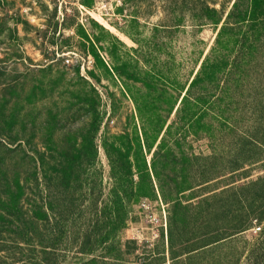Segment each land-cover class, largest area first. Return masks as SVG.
<instances>
[{
  "label": "rangeland",
  "instance_id": "obj_1",
  "mask_svg": "<svg viewBox=\"0 0 264 264\" xmlns=\"http://www.w3.org/2000/svg\"><path fill=\"white\" fill-rule=\"evenodd\" d=\"M194 1L65 0L55 14L50 0H0V196L8 200L16 180L25 192L20 214L0 204V244L5 247L0 264H29V244L22 243L21 250L14 239L23 233L28 242L30 205L40 198L47 220L39 226L63 235V244L54 251L58 264L76 261L77 243L88 242L95 249L90 264H114L113 249L120 253L130 241L140 251L155 245L162 249L170 227L177 234L185 231L179 218L172 215L170 221L168 202L152 190L150 176L142 177L148 197L128 200L122 188L113 187L103 138L109 146V135L125 130L140 137L137 104L146 117L168 114L170 98L162 96L165 86L157 73L175 77L184 86L196 72L220 25L191 18ZM230 1L215 0V6ZM248 2L242 0L244 7ZM180 9H185L184 20L174 26ZM250 24L251 15L242 11L240 40L249 30L255 41ZM148 73L153 76L149 88ZM233 137L246 135L240 129L226 140ZM149 146L154 149V137ZM151 148H142L148 167ZM193 150L210 153L205 139L194 141ZM220 154L224 165L249 152L237 145L224 147ZM229 167L203 190L183 194L181 201L195 204L215 188L217 193H236L243 182L264 173L262 164L246 170ZM134 179L136 191L141 178L134 173ZM251 202L245 204L248 209ZM261 206L264 212V203ZM204 208L194 205L190 211ZM200 224L197 230L204 229ZM262 236L264 219L255 220L236 243L240 250L244 241ZM102 249L107 253L101 254Z\"/></svg>",
  "mask_w": 264,
  "mask_h": 264
},
{
  "label": "trees",
  "instance_id": "obj_2",
  "mask_svg": "<svg viewBox=\"0 0 264 264\" xmlns=\"http://www.w3.org/2000/svg\"><path fill=\"white\" fill-rule=\"evenodd\" d=\"M215 4V0H195L189 9L191 18L220 25L190 81L181 86L175 77L157 73L159 83L165 86L161 89L162 96L166 101L170 98L168 114L146 117L135 101L141 136L126 130L112 134L109 135V146L106 137L103 138L107 153L109 150L113 187L122 188L128 200L134 196L148 197L142 177L150 176L152 190H157L160 198L168 202L170 221L173 215L185 228L177 234L170 227L162 249L155 245L150 250L144 248L140 251L131 241L120 253L113 249L114 264H264V236L244 241L240 250L236 243V238L247 231L253 221L264 219L261 211L264 173L243 182L236 193L222 190L217 193L215 188L212 193L198 198L195 204L181 201L186 192L190 195L195 188L201 191L205 185L221 177L225 165L235 170H246L245 167L255 164L264 166V3L263 0H249L244 7L242 0H231L219 8ZM184 10L176 13L174 26L184 20ZM244 10L251 15L250 27L257 34L255 41L250 38L249 30L243 40L239 39V23ZM56 11L54 6L55 14ZM160 46L162 49L163 44ZM151 78L153 76L148 73L145 79L147 88ZM170 90L178 94L173 97L169 95ZM240 129L246 138L226 140L227 135H238ZM151 137L155 138L154 149L149 146ZM200 139L207 141L210 153L193 150V142ZM237 145L243 146L249 155L234 158L223 165L220 152L224 147ZM146 146L152 147L149 167L142 158V148ZM74 167L72 164L70 169ZM134 173L141 178L136 191ZM24 193V186L16 180L8 200L0 196V204L20 214ZM248 200L252 201L251 209L245 205ZM194 205H204L205 208L193 213L190 207ZM30 212V227L26 229L28 242L23 233L14 242L21 250L22 243L29 244V264H58L60 261L54 251L63 244L62 232H47L39 226L47 220L42 198L30 205ZM199 223L204 225L203 230L196 229ZM66 243L72 242L68 239ZM87 245L88 242L77 243L78 251L74 250L76 261L72 264L95 261L96 251L89 245L85 247ZM65 247L71 251L68 245ZM4 250V245L0 244V251ZM102 250L101 254L107 253V249ZM78 253L90 259L79 258ZM3 264L8 263L3 261Z\"/></svg>",
  "mask_w": 264,
  "mask_h": 264
},
{
  "label": "built area",
  "instance_id": "obj_3",
  "mask_svg": "<svg viewBox=\"0 0 264 264\" xmlns=\"http://www.w3.org/2000/svg\"><path fill=\"white\" fill-rule=\"evenodd\" d=\"M50 1H53L54 2V5L57 7L58 11L60 12V9L63 5V3H65V0H50ZM67 63L69 62V59H66L65 60ZM256 230H260V227H256L255 228Z\"/></svg>",
  "mask_w": 264,
  "mask_h": 264
}]
</instances>
